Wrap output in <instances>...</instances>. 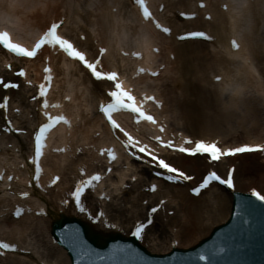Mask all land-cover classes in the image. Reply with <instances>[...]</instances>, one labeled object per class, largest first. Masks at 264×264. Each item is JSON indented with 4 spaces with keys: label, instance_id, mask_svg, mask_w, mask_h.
Segmentation results:
<instances>
[{
    "label": "bare ground",
    "instance_id": "bare-ground-1",
    "mask_svg": "<svg viewBox=\"0 0 264 264\" xmlns=\"http://www.w3.org/2000/svg\"><path fill=\"white\" fill-rule=\"evenodd\" d=\"M147 3L153 12L148 20L142 18L137 0H0V29H10L28 44L58 21L62 22L60 32L84 49L88 58L96 59L102 53L99 67L103 71L120 73L141 102L153 97L144 102L155 115L156 126L145 122L133 126L129 115H119L124 127L140 140L150 142L161 126L164 136L178 142L215 139L222 145L239 146L262 140L264 0ZM158 23L168 32L160 31ZM198 29L207 32L206 40L179 39L183 32ZM44 55L50 58L54 79L51 92L43 99L34 86L24 83L42 80ZM5 59L13 61L14 69L26 66V72L18 90L2 91L0 87V102L7 103L0 110V241L17 249L1 256L0 264H71L66 251L53 243L52 216L59 212L81 220L102 239L127 230L146 217L148 206L156 207L167 199L146 241L149 252L156 254L170 251L172 243L179 248L195 246L215 225L226 221L233 201L230 193L213 187L199 198L188 194L212 168L207 159L168 153L171 162L195 176L189 185L174 186L153 177L147 163L132 160L124 152L118 143L123 136L115 131L118 137L114 138L97 111L111 83L94 81L81 64L55 46H44L34 61L14 58L0 48V63ZM10 74L0 65L1 76ZM42 102L55 107L53 114L64 112L67 122L49 135L39 178L28 183L34 173L28 162L33 156L31 136L45 122ZM18 129L21 133L17 135L14 131ZM6 130L11 131L7 134ZM110 146L115 149L114 163L106 159L105 152L101 155ZM228 164L235 166L238 190L249 193L255 187L264 192V157L245 154L217 166L224 172ZM109 167L112 175L105 173ZM80 170L86 175H80ZM95 173L104 174V179L83 200L99 223L86 219L72 203H62L69 199L72 185ZM56 174L60 179L51 187ZM152 184L158 186L156 193L148 191ZM17 208L22 213L15 219L12 212ZM99 211L105 213L103 219L97 218Z\"/></svg>",
    "mask_w": 264,
    "mask_h": 264
},
{
    "label": "snow or ice",
    "instance_id": "snow-or-ice-1",
    "mask_svg": "<svg viewBox=\"0 0 264 264\" xmlns=\"http://www.w3.org/2000/svg\"><path fill=\"white\" fill-rule=\"evenodd\" d=\"M8 84L9 86L14 87L15 89H19L20 87L18 83L14 84L13 82H8ZM0 86L4 87L2 84H0ZM109 100H111L110 95ZM4 101L0 102V105H3ZM0 110L4 109L0 108ZM185 144L191 147L185 148L183 151H181V155H185L190 158L203 157L213 164L220 162L222 158L236 157L238 155L250 153H264V147L251 145H242L239 148H228L225 150L220 146L219 141H193L191 140V138H189L185 141ZM197 147L199 148V150H194ZM170 150L179 151L178 149ZM213 157H216V159H213ZM133 159L142 163L145 162V157L142 154L133 155ZM147 159L148 165L154 169H157V171L154 172V175L168 183L177 185H189L195 179L194 175H190L188 172L184 171L179 167H176L174 164L170 163L167 160L164 161L166 167L161 168L159 165L160 157H157L155 160H152L150 157ZM112 162L114 163L115 161L113 160ZM106 171L108 175H112L113 169L109 167ZM235 172V167H232L229 169L227 176L222 177L216 171H210L205 175V177L196 187H193L191 189V194L194 197L199 198L201 197V194L204 193L207 189H209L213 184L222 185L226 189L234 191ZM83 174L86 175V173ZM212 175L217 176L218 179L212 180L207 185V187H202L204 181ZM93 176L98 177L99 180H93L90 185L84 188L83 192L78 194L79 202H77V187H75L74 192L72 194V199L74 200L75 206L78 208L81 214H87L89 219L93 220V222L95 223H99L100 221L97 220L94 216H92L89 211H87L82 199L90 189H93L96 186L97 182H100L104 179V177L99 174H95ZM91 179L92 177L87 180ZM133 180H135V177H133ZM83 183H85V180L80 181V184ZM120 187L126 186L120 184ZM148 191H150L151 193H156L158 191V186L152 184ZM250 195L260 203L261 210L262 212H264V194L259 193L257 190L253 189ZM100 199L104 200L108 199V197L101 196ZM167 203V199H161L158 202V206L153 207L151 209L152 218L148 219L146 222L134 224L133 231L131 233L132 236L143 242L146 238L147 231L151 229V227L155 224V215L162 209H164ZM252 207L253 206L249 201L242 200L240 202V205L235 209L236 223L232 226V229H230L228 233H221L220 236L217 238L216 242L211 244V247L202 248L201 251L195 256V258H178L176 259L175 264H194V261L202 262V264H232L231 261L215 259V257H224L232 252L240 251V248H238L235 243L236 236L234 235V231H239L241 232V234H243L244 232H247L248 234L252 232L253 222L251 219H248L244 215L245 209H250ZM45 214L46 213L43 212L39 213V215ZM98 215L101 217V219H103L105 213L103 211H100ZM16 217L18 218L19 216ZM107 226L109 228H112L111 223H109ZM262 227H264V225H262ZM57 243L61 244L64 247H67L74 253L75 257H78V259H75L74 264H147V261L143 256H141L139 251L130 245H113L111 251L107 253H101L96 251L95 249L89 247L87 243L81 238L80 230L78 228L65 229L64 232H62L57 238ZM7 251L15 252L17 251V249L12 245H8L7 250L5 252Z\"/></svg>",
    "mask_w": 264,
    "mask_h": 264
}]
</instances>
